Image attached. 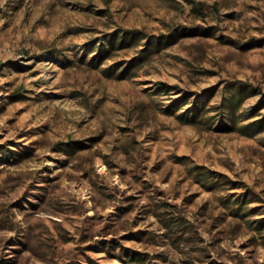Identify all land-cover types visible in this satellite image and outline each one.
I'll use <instances>...</instances> for the list:
<instances>
[{
    "label": "rangeland",
    "instance_id": "1",
    "mask_svg": "<svg viewBox=\"0 0 264 264\" xmlns=\"http://www.w3.org/2000/svg\"><path fill=\"white\" fill-rule=\"evenodd\" d=\"M196 1L0 0V264H264V0Z\"/></svg>",
    "mask_w": 264,
    "mask_h": 264
},
{
    "label": "trees",
    "instance_id": "2",
    "mask_svg": "<svg viewBox=\"0 0 264 264\" xmlns=\"http://www.w3.org/2000/svg\"><path fill=\"white\" fill-rule=\"evenodd\" d=\"M191 3L193 4V6L195 7V9H197L198 12H203L205 4L204 2L201 1H196V0H190ZM140 30H125L122 34L123 38H127V37H141V38H145L147 37L146 34H140ZM3 63H0V69L3 67ZM264 121V117L260 118L257 122H263ZM253 124V123H252ZM264 128V124L261 126L260 129ZM128 260L130 264H142L143 262V258L139 256V254L137 252H133L131 254H128Z\"/></svg>",
    "mask_w": 264,
    "mask_h": 264
}]
</instances>
